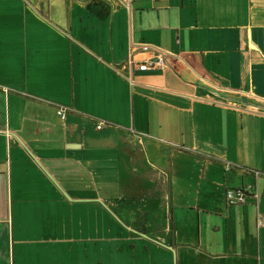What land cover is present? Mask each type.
I'll list each match as a JSON object with an SVG mask.
<instances>
[{"label": "crops", "instance_id": "obj_1", "mask_svg": "<svg viewBox=\"0 0 264 264\" xmlns=\"http://www.w3.org/2000/svg\"><path fill=\"white\" fill-rule=\"evenodd\" d=\"M261 217L264 0H0V264H264Z\"/></svg>", "mask_w": 264, "mask_h": 264}, {"label": "built area", "instance_id": "obj_2", "mask_svg": "<svg viewBox=\"0 0 264 264\" xmlns=\"http://www.w3.org/2000/svg\"><path fill=\"white\" fill-rule=\"evenodd\" d=\"M165 65H166L165 55L159 54L148 61L139 63L137 67L141 70H150V69H156V68L163 69L165 68ZM59 115L64 119L66 116L65 109H61L59 111ZM102 127H103L102 124H99L97 126L98 129H101ZM231 169H232V164L227 163L226 170H231ZM256 174H258V172ZM249 195H254V192L250 190L249 188H229L226 192V200L231 205H241L247 201V198ZM258 224L260 226H264V217H261L258 220Z\"/></svg>", "mask_w": 264, "mask_h": 264}]
</instances>
